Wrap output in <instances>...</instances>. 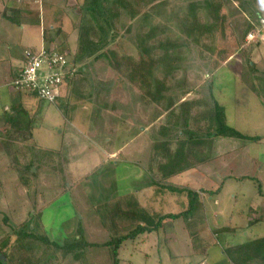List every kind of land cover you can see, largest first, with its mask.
<instances>
[{
	"label": "rangeland",
	"instance_id": "374dc122",
	"mask_svg": "<svg viewBox=\"0 0 264 264\" xmlns=\"http://www.w3.org/2000/svg\"><path fill=\"white\" fill-rule=\"evenodd\" d=\"M129 1L107 0V10L101 11L99 0H0V135L5 134L4 117L11 114L13 105L33 118L32 135L10 132L0 137V220L4 215L10 226H17L28 223L29 213V217L35 215L29 219L33 226L41 224L37 232L51 242L76 238L80 229L88 242L103 244L136 225L132 222L129 226L130 219L120 214L112 222L110 209L115 202L123 211L132 198L136 207L146 212L177 214L187 209L186 193L196 192L200 197L188 217L162 222L156 233L124 242L119 264H228L222 248L264 237V105L254 93L257 79L264 73V0H226L224 33L201 37L199 44L187 41L177 22L190 13L189 3L202 4L204 0H154L133 20L123 15L117 22L118 37L103 52L114 50L137 59L138 36L152 31L148 45L154 58L161 57L164 51L159 46L168 42L166 54L176 58L182 69L176 78L184 76L183 92L187 94L180 99L208 100L206 87L210 84L215 100L224 108L226 123L247 137L262 138L253 143L216 139L211 151L219 157L171 180L164 195L156 196L153 189L144 188L151 151L150 136L145 134L163 119L149 124L151 108L144 111L138 102L139 92L127 84L111 86L109 94L102 97L107 109L97 107L96 92L103 96L105 83L112 84L115 79L104 61L83 62L92 82L90 99L74 95L44 104L30 92L19 95L12 88L16 70L23 66L28 52L47 48L43 30H51L48 35L54 37V29H61L53 43L47 44L72 64L79 51V32L98 19L90 13H111L110 6L112 13H131L130 8L121 7ZM243 47L251 52L242 51ZM95 110L101 121L95 122ZM250 178L258 179L262 194ZM219 187V195L210 197L205 192ZM133 212L138 211L134 208ZM256 220L262 222L248 226ZM221 228L232 230L216 240L212 233ZM3 229L10 231L9 227ZM196 236L211 245L204 256L193 254L191 239ZM9 239L3 244L9 262L15 264L18 250Z\"/></svg>",
	"mask_w": 264,
	"mask_h": 264
},
{
	"label": "trees",
	"instance_id": "16d2710c",
	"mask_svg": "<svg viewBox=\"0 0 264 264\" xmlns=\"http://www.w3.org/2000/svg\"><path fill=\"white\" fill-rule=\"evenodd\" d=\"M99 1L101 2V7H103L99 9L101 11L107 10L104 8L107 6V0ZM118 1L120 0H116L117 3ZM153 1L130 0L125 5L122 4L121 7L130 8L131 13H118V11L112 13L113 9L110 10L111 6L108 10L111 13H90L98 17V19L97 21L93 19L94 24L86 26L84 31L79 30L81 31L77 40L79 51L74 56L72 64L68 63L70 73L64 78L60 97L52 103L60 99L65 100L74 95L78 99H90L93 97L91 93L92 82H90L89 75L85 69L86 65L83 62L85 59L86 62L91 60L87 64L91 65L96 61H104L105 66L115 74V79L112 84L109 82L105 83L107 87L104 89L107 91L103 96H100L101 92H96L97 96L94 98L97 107L99 105L103 110L107 109L106 103L102 102V97L109 94L111 86L117 88L120 85L127 84L128 87L135 88L139 92L137 98L141 108L144 111L151 108V114H148L149 124H155L160 118L163 119L161 125H158V127L155 125L153 127L152 125L150 132L146 131L145 134L150 136L151 151L146 166L148 181L144 183V188H151L156 196H160L168 192L171 187V180L183 177L188 170L196 171L202 165H208L219 157L213 156L211 151L216 139H235L253 143L259 142L262 138L247 137L226 123L224 108L215 100L210 84L206 87L208 100L204 98H199L196 101L180 99V95L187 94L183 92L185 87L184 76L176 78V75L182 69L177 65L176 58L166 54L170 45L168 42L163 46H159L164 51L161 57L154 58L153 49L148 45L152 31H149L144 36H138L141 47L139 48L137 59L128 55H118L114 50L103 52L108 44L117 39L119 26L117 22H119L120 18L125 15L128 19L133 20L139 15L140 9ZM225 1L204 0L202 4H188L187 10L190 13H185L183 18L177 22V28L187 41L199 44L201 37L207 38L212 34L224 33L227 16L222 13V10ZM238 1L242 2V0H234V2ZM198 9L202 13H191ZM3 16H5V13ZM121 28H123V25ZM128 31L129 29H127ZM50 32L51 30H43L42 32L43 40L49 45L60 34L61 29H54V37L48 35ZM241 50L247 53L251 52L249 47H243ZM210 52H212V49ZM73 63L80 66H74ZM248 68L252 74L255 73V67L252 63L248 62ZM257 83L254 93L259 96L264 105V73L260 74ZM17 92L19 93L20 91ZM31 96L36 98L39 103L52 104L39 100L36 93H31ZM94 115L95 122L98 119L101 121V115L96 110ZM4 121L6 125L5 134L0 135L1 138L7 137L6 135L10 132L20 133V135L21 133L32 135L33 118H29L26 111L17 104L13 105L11 114L4 117ZM105 144L107 146L109 143L106 142ZM244 178L241 177L240 179ZM250 180L258 183V193L259 195L262 194L258 179L250 178ZM220 189L221 187L205 192L211 197L219 195ZM186 196L188 198L187 209L177 214L159 215L146 212L140 207H136L138 206L137 202L132 198L126 202L124 205L126 210L123 211L119 207L120 203L115 202L114 207L110 209L112 222L115 221V216L120 214L121 217L130 219L128 221L129 226L132 225V222L136 225L127 234L112 237L103 244L88 242L80 229L77 231L76 238L71 240L66 238L60 242H51L47 237L37 232L41 229V224L36 223L33 226L31 221H29L35 215L29 217L28 213L26 219L28 223L25 222L26 224H18L17 226H10L3 215L0 220V256H3L4 260L0 259V264H11L5 251L6 245L3 244L9 243L11 241L10 237L14 241L13 248L18 250L15 264H53L54 262L62 264V261L68 264L75 262L78 264H119V251L124 242L135 241L139 236L156 233L162 227V222L186 218L188 214L194 211L196 202L200 197L199 194L187 192ZM134 208L138 211L135 214L133 212ZM39 214L40 210L38 216ZM260 222L262 221H249L248 226L257 225ZM4 226L9 227L10 231L6 233L3 229ZM30 226H32L31 229H29ZM226 229L215 230L212 234L217 240L220 236L228 234L232 230L228 229L227 231ZM201 240L197 236L191 239L193 254L197 256H204L211 247L208 242ZM221 254L228 261V264H248L256 260L264 264V237H258L242 244H228L221 249Z\"/></svg>",
	"mask_w": 264,
	"mask_h": 264
},
{
	"label": "built area",
	"instance_id": "2783aa9c",
	"mask_svg": "<svg viewBox=\"0 0 264 264\" xmlns=\"http://www.w3.org/2000/svg\"><path fill=\"white\" fill-rule=\"evenodd\" d=\"M67 56L47 46L25 56L13 80L12 88L20 92L36 93L39 100L52 103L60 97L68 70Z\"/></svg>",
	"mask_w": 264,
	"mask_h": 264
},
{
	"label": "crops",
	"instance_id": "0c3cea01",
	"mask_svg": "<svg viewBox=\"0 0 264 264\" xmlns=\"http://www.w3.org/2000/svg\"><path fill=\"white\" fill-rule=\"evenodd\" d=\"M12 1H14V0H12ZM15 1H16V0H15ZM22 1H24V0H22ZM12 9H13V8H12ZM12 9H11V10H12ZM43 44L46 45V46H48V44H47L44 40H43ZM32 51H33V50H32ZM16 71H17V70H16ZM18 94L20 95V93H18Z\"/></svg>",
	"mask_w": 264,
	"mask_h": 264
},
{
	"label": "water",
	"instance_id": "95a60500",
	"mask_svg": "<svg viewBox=\"0 0 264 264\" xmlns=\"http://www.w3.org/2000/svg\"><path fill=\"white\" fill-rule=\"evenodd\" d=\"M0 259H1V260H4L3 256H0Z\"/></svg>",
	"mask_w": 264,
	"mask_h": 264
}]
</instances>
